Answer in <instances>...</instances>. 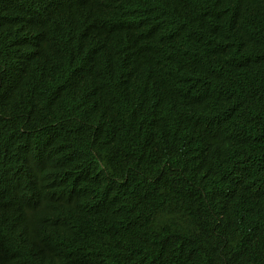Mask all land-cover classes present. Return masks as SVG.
Masks as SVG:
<instances>
[{
  "label": "trees",
  "instance_id": "1",
  "mask_svg": "<svg viewBox=\"0 0 264 264\" xmlns=\"http://www.w3.org/2000/svg\"><path fill=\"white\" fill-rule=\"evenodd\" d=\"M263 151L264 0H0V264H264Z\"/></svg>",
  "mask_w": 264,
  "mask_h": 264
},
{
  "label": "clouds",
  "instance_id": "2",
  "mask_svg": "<svg viewBox=\"0 0 264 264\" xmlns=\"http://www.w3.org/2000/svg\"><path fill=\"white\" fill-rule=\"evenodd\" d=\"M10 151H13L15 154H17L18 153V148L12 147V148H10ZM261 166H262V169H263V174H262L261 178H263L264 177V151H263V155H262V158H261ZM10 178L12 180H16V181H25L26 184H27V190L28 191L25 192L26 200H24V199L22 200V206L23 207H24L25 203H28V202L31 201L29 199V198H31V196H33L34 194L43 193L44 190H47L46 189L47 186L45 184H43V183L36 182L34 180V175L29 173L27 169H22L21 171H18V170H15V169H11ZM225 180H227V178ZM49 192H51V191H49ZM3 193L4 192H0V196ZM220 193L228 196V195L231 194V189L228 190L227 187L223 186V188L220 190ZM38 204H39V202L35 203V208H34L35 210L38 209ZM25 215L28 218H33V217L36 216V214H32L31 215V211L25 212ZM181 223H184V221H182ZM130 239L131 238L128 236V234L126 232H123V242H122L121 248H122V252L124 253L125 257L133 258L134 256H132V255L127 253V250H128L129 244H130ZM181 242L184 243L183 241H181ZM183 255H184V252L179 253L178 255H176L174 257H164L161 254H159L158 252H154L152 250L150 252V254L148 255V258L146 260V264H174V263H177L178 261H180L181 258L183 257ZM91 257H92V251H91L90 256L88 257V260L86 261V264H91Z\"/></svg>",
  "mask_w": 264,
  "mask_h": 264
}]
</instances>
